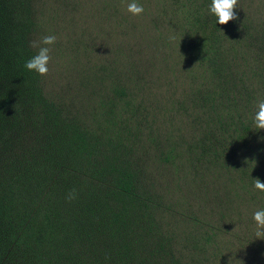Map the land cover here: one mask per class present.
<instances>
[{
	"label": "rangeland",
	"instance_id": "rangeland-1",
	"mask_svg": "<svg viewBox=\"0 0 264 264\" xmlns=\"http://www.w3.org/2000/svg\"><path fill=\"white\" fill-rule=\"evenodd\" d=\"M130 2L0 0V184L10 176L29 175L61 153L58 136L66 122L83 123L103 138L108 128L99 104L115 103L111 84L127 85L137 94L121 115L122 151L151 200L146 225L153 233L132 227L126 258L119 238L110 242L89 216L77 214L70 241L52 264H180L188 251L186 234L209 231L221 243L226 264H264L254 211L238 219L230 213L236 208L226 195V174L206 162H182V151L176 159L164 157L167 143L158 112L203 82L204 72L186 55L183 39L196 11L206 14L211 0H136L144 7L140 16L127 11ZM235 12L264 36V0H238ZM45 35L57 40L49 46V71L41 76L24 64L37 52L30 42ZM78 188L68 185L63 193L68 197ZM66 202L62 212L77 211L75 202ZM6 236L0 212V264H27L22 252L7 246Z\"/></svg>",
	"mask_w": 264,
	"mask_h": 264
},
{
	"label": "trees",
	"instance_id": "trees-1",
	"mask_svg": "<svg viewBox=\"0 0 264 264\" xmlns=\"http://www.w3.org/2000/svg\"><path fill=\"white\" fill-rule=\"evenodd\" d=\"M184 34L186 55L203 70L204 79L191 94L158 112L167 143L164 157L176 159L182 151V162H206L223 171L226 195L235 202L230 213L238 219L264 209V192L254 188V179L264 182V139L258 136L264 133L252 119L257 101L264 99V36L239 18L219 25L208 10L204 14L199 9ZM110 94L114 104H99L108 128L103 138L83 123L66 122L58 136L61 153L31 168L29 175L10 176L0 184L7 246L22 252L27 264L55 263L70 241L77 214L89 216L110 242L119 238L126 258L132 227L153 233L146 225L151 200L125 162L121 143V115L128 113L137 90L129 92L127 85L116 83L110 85ZM75 183L77 198L71 202L77 211L62 212L61 203H67L63 190ZM185 240L188 251L181 254L180 264H226L212 231L188 232Z\"/></svg>",
	"mask_w": 264,
	"mask_h": 264
},
{
	"label": "clouds",
	"instance_id": "clouds-1",
	"mask_svg": "<svg viewBox=\"0 0 264 264\" xmlns=\"http://www.w3.org/2000/svg\"><path fill=\"white\" fill-rule=\"evenodd\" d=\"M238 0H211L208 11L216 17V23L219 25H227L230 21L238 19L235 9ZM127 11L134 16H140L144 12V7L138 4L136 0H131L127 5ZM57 37L55 35H45L39 41H31L30 47L37 49L34 56L30 57L24 64L28 71H34L41 76L47 75L49 62L51 60L50 47L55 44ZM253 124L255 129L264 130V99H260L256 103V112L253 116ZM254 188L264 192V182L259 178L254 179ZM77 198L76 190L73 189L67 199L73 200ZM255 222L256 239H264V209L257 210L253 213Z\"/></svg>",
	"mask_w": 264,
	"mask_h": 264
}]
</instances>
